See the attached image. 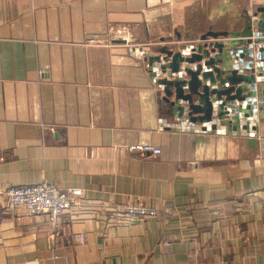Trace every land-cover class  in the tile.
Returning a JSON list of instances; mask_svg holds the SVG:
<instances>
[{"label": "crops", "instance_id": "0c3cea01", "mask_svg": "<svg viewBox=\"0 0 264 264\" xmlns=\"http://www.w3.org/2000/svg\"><path fill=\"white\" fill-rule=\"evenodd\" d=\"M209 32L199 86L225 105L194 122L160 66ZM92 34L152 42L150 69ZM43 181L78 205L55 224L5 207ZM128 205L156 216L124 222ZM225 263L264 264V0H0V264Z\"/></svg>", "mask_w": 264, "mask_h": 264}, {"label": "built area", "instance_id": "2783aa9c", "mask_svg": "<svg viewBox=\"0 0 264 264\" xmlns=\"http://www.w3.org/2000/svg\"><path fill=\"white\" fill-rule=\"evenodd\" d=\"M82 45L84 47H105L112 48L120 46L124 49L127 56L141 61L144 70L150 69V64L146 61L145 47L153 45L152 42L144 43L127 42L124 41L120 45H115L113 41L107 36H100L92 34L84 39ZM253 47L255 43L252 44ZM192 47L187 48L185 54L191 53ZM128 152H137L139 155H151L157 157L161 151L159 148L150 144H135L126 146ZM116 148H112V152ZM82 190L80 188L61 189L58 186L43 181L34 185H24L19 187H10L4 193V205L6 208H21L27 215L44 216L51 224H55L57 219L62 215L70 212L71 208L79 203L82 197ZM122 221L132 223L139 219H151L156 216V212L152 208L131 206L125 207L120 214ZM76 241L83 243L84 237L82 235L76 236ZM236 264V263H225Z\"/></svg>", "mask_w": 264, "mask_h": 264}, {"label": "water", "instance_id": "95a60500", "mask_svg": "<svg viewBox=\"0 0 264 264\" xmlns=\"http://www.w3.org/2000/svg\"><path fill=\"white\" fill-rule=\"evenodd\" d=\"M208 37L217 38V35L213 34L212 32H209L205 36L201 38V41H204V44L201 47L192 48L191 53L183 57L180 52L171 53V52H164V54L171 58V61L169 64H163L160 66L161 74L164 75V77L158 82L159 85H162L163 92L166 96H170L172 91L175 95V100H180L186 104V110L185 115L188 117L190 121H209L211 118L212 113L215 111L217 112V108L214 109V107H220L221 105H225L224 102L220 99L213 100L212 104L209 105L207 97L209 96V92L207 90V86H199V80L198 77L200 75V72L205 67H212L215 63L216 58L211 57L208 55L213 54L217 49L220 50L218 47H216L213 44L206 43V40ZM247 42V44H250ZM256 43V42H255ZM204 50V52H203ZM207 59L208 61H206ZM158 63L159 60L157 61ZM199 64L194 67V70L188 68L189 65L193 64ZM179 65L176 66V65ZM180 65H183V68L180 69ZM216 71V70H214ZM213 73L212 71L208 73V76H211ZM186 76H189V80L184 79ZM205 75L203 74L201 78L204 79ZM220 82V85H226L229 81H221L218 79V83ZM215 89H219V86H217ZM184 90H187V93H184ZM226 95L222 92L220 96ZM233 99H238V97H233ZM167 101V98H165ZM228 101H231V98L227 99ZM198 103L197 105H195ZM174 104V102H172ZM198 105H205L208 109L204 110L203 112L199 111L197 106ZM225 108H223L224 110ZM177 111L180 112V115L178 117H181L183 115V108L180 106H177ZM203 113L204 118L197 117V114ZM218 113V112H217Z\"/></svg>", "mask_w": 264, "mask_h": 264}]
</instances>
